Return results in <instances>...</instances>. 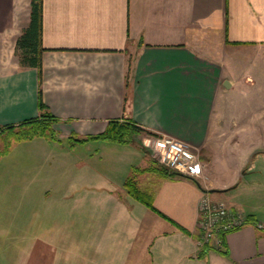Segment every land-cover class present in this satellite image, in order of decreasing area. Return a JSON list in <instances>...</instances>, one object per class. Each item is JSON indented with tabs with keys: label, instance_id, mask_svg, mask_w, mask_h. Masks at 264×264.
Segmentation results:
<instances>
[{
	"label": "crops",
	"instance_id": "crops-1",
	"mask_svg": "<svg viewBox=\"0 0 264 264\" xmlns=\"http://www.w3.org/2000/svg\"><path fill=\"white\" fill-rule=\"evenodd\" d=\"M31 7L32 0H0V128L38 117L41 87L63 132L95 135L109 120L132 121L154 133L138 138L172 136L196 147L203 163L197 179L140 174L153 209L126 185L148 167L136 162L141 148L105 145L104 165L91 152H73L70 224L60 212L50 219L46 208L12 214L38 226L41 241L56 232V247L74 238L87 246L77 261L57 254L54 264H264V111L239 112L224 97L241 82L261 84L264 101V0H43L41 82L38 68L22 66L16 53ZM241 57L248 70L238 78L228 62ZM29 157L41 183L24 187L23 200L53 185L66 190L57 175L41 176L47 158ZM203 195L252 215V223L225 236L226 251L201 258Z\"/></svg>",
	"mask_w": 264,
	"mask_h": 264
},
{
	"label": "rangeland",
	"instance_id": "rangeland-1",
	"mask_svg": "<svg viewBox=\"0 0 264 264\" xmlns=\"http://www.w3.org/2000/svg\"><path fill=\"white\" fill-rule=\"evenodd\" d=\"M245 61L246 58L243 57L240 58V62L235 59H229L228 68L230 74L237 75L239 76L238 78H240V76L248 70V64L245 63ZM262 91L263 86L261 84H257L255 87H248V84L238 82L234 85V87L226 92L224 97L232 100L235 110L239 112L245 111V109H254L256 113H259L264 111ZM247 102L249 103L247 104ZM58 122L54 124V128L57 131L55 139L47 136H37L31 139L15 140L12 141L8 147L7 153L0 156V229L5 230L0 231V264H54L57 254L60 256V261L66 262V259H69L70 257H75V260L77 261L78 256L80 255L77 251L80 250L82 256L85 255L87 251V246L83 245L81 242L78 243L76 238L63 239L64 241L60 243V246L56 247V244L58 243L57 239L54 238V236L58 234L56 232H49V234H52V237H43V240L41 241L40 233L37 230L38 226H33V224L31 226V223L25 225L27 222L20 223L18 222V219L12 215L17 212L22 213V211H31V213H33L35 210L38 211L40 208L41 210L42 208H46L48 209L50 219L55 220L56 216L54 213L60 212V215L64 217L63 224H70L71 215L66 212L72 209L73 203V185L71 183L73 152L76 153L79 151L82 155L89 154L91 152L93 153L92 155L97 158L96 160L93 159V161H96L97 163L100 162L101 165H104L103 162L105 160L102 161L100 157L104 156L107 158L111 155L110 153L109 156H107L106 148L104 146L110 145L111 143H118L97 138L82 142H75L73 138H70V135L79 136V134H71L72 132L70 133V131L67 130L66 132H63V130L56 127ZM6 131L7 132L0 136V151H3L6 147L7 141L14 137L13 132H9V130ZM158 137H155L151 140V142H148L144 140L143 137L138 138L137 134H135L134 140L131 142V146H137L143 150L142 154L144 156L142 158L139 156L138 159H136L139 166L147 163L148 167L151 165V168L153 169H155L154 167H157V169H149V171L161 175L158 167H165L168 171L169 169L159 160L161 149L157 144ZM131 146H129L128 149H131ZM39 152L43 157L47 158L46 165L48 166L44 170V174H41V176H44V178L48 180V178L53 179L54 176L57 175L60 181L64 182V189L66 190H62V187L59 185L56 190V186L53 185V190L49 192H40L39 194L36 192H27L28 194L26 197L24 196L23 200V193L21 191L24 187V189H26L29 185H31V187L35 188L36 186L32 184L33 182L35 183L36 181H40L41 183L40 178L38 175L36 176L35 173L38 169L32 168V166L36 163L34 162L35 159L29 157L32 153L39 155ZM48 162H51L52 166H50V163ZM53 165L56 167H53ZM149 171H135L133 173L134 181L143 184L144 182L146 183L145 175L140 178L139 176L140 174L147 173ZM27 175L30 179H32V181H28L29 178ZM176 175L181 176L177 173ZM34 176L37 178L33 180ZM200 177L201 175L197 178ZM14 182H16V184L10 188V185ZM24 193H26V191H24ZM62 195L64 198H59L62 197ZM226 203L230 204L229 202ZM62 212H65L64 215ZM66 214H69L70 216H67ZM13 218H15V223H13L14 227L10 229L11 224L9 222H11V220L13 221ZM20 219H22V217H20ZM36 220L38 221L36 222ZM31 222L38 223L39 217L36 214L32 215ZM19 224H24L25 226L21 228L18 226ZM67 232L68 231H64L62 235H72V232ZM73 234L74 237L79 235V233L75 232H73ZM220 248L225 251L227 250L225 245H222ZM220 248L212 246L209 250L220 251ZM203 254L201 255V258Z\"/></svg>",
	"mask_w": 264,
	"mask_h": 264
},
{
	"label": "trees",
	"instance_id": "trees-1",
	"mask_svg": "<svg viewBox=\"0 0 264 264\" xmlns=\"http://www.w3.org/2000/svg\"><path fill=\"white\" fill-rule=\"evenodd\" d=\"M42 9L43 0H32L31 7V22L27 29L23 31L17 40V56L19 58L20 64L22 66H34L38 68L40 75V82L42 81V46H41V30H42ZM39 109L40 115L36 118L27 119L17 125H10L0 128V136L7 132H13L14 137L7 141L6 147L3 151H0V156L4 155L8 151V147L15 140L21 139H31L37 136H47L52 139L56 138L57 131L54 128V124L58 122V118L53 115L49 110L47 105L43 102L42 98V88L39 90ZM148 132L144 127L136 124L132 121H125L120 119H112L108 121L106 129L95 135L87 136H74L70 135L75 142L87 141L89 139H104L108 141L118 142V143H131L134 140L135 134L141 132ZM74 143V142H73ZM149 167L137 168L136 170H149L153 169ZM157 169V167H154ZM153 169V170H155ZM162 176H176V173L168 171L165 167H158ZM135 170V171H136ZM126 185L129 192L138 199L143 200L148 206L154 209V205L147 190L142 189L138 182L134 181V177L131 176L126 181ZM246 223H252V215L246 218ZM237 230V229H235ZM226 232H221L220 236L223 239V245L225 244ZM213 245L209 243H204L201 255L205 250H209ZM223 250L222 248H220ZM225 251V250H223Z\"/></svg>",
	"mask_w": 264,
	"mask_h": 264
},
{
	"label": "built area",
	"instance_id": "built-area-1",
	"mask_svg": "<svg viewBox=\"0 0 264 264\" xmlns=\"http://www.w3.org/2000/svg\"><path fill=\"white\" fill-rule=\"evenodd\" d=\"M157 144L161 149L159 160L170 171L192 179L203 174V163L196 147L167 135L158 137ZM199 210L201 243H209L219 248L223 245L221 232L224 231L227 235L246 223L242 213L228 207L224 202L213 201L206 195L200 200Z\"/></svg>",
	"mask_w": 264,
	"mask_h": 264
},
{
	"label": "water",
	"instance_id": "water-1",
	"mask_svg": "<svg viewBox=\"0 0 264 264\" xmlns=\"http://www.w3.org/2000/svg\"><path fill=\"white\" fill-rule=\"evenodd\" d=\"M174 173H176V172H174Z\"/></svg>",
	"mask_w": 264,
	"mask_h": 264
}]
</instances>
